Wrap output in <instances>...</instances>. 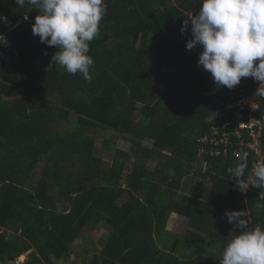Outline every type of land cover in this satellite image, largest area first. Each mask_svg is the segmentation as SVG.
Listing matches in <instances>:
<instances>
[{
    "label": "trees",
    "instance_id": "trees-1",
    "mask_svg": "<svg viewBox=\"0 0 264 264\" xmlns=\"http://www.w3.org/2000/svg\"><path fill=\"white\" fill-rule=\"evenodd\" d=\"M196 1L104 0L89 82L56 65L47 70L57 49L32 34L37 11L0 0V34L18 50L0 54V264L24 253L20 264H58L101 228L108 234L85 264H220L233 230L225 210L245 209L249 228L264 226L260 189L241 192L229 179L236 155L206 157L197 175L212 183L187 184L197 138L228 93L196 68L202 48L186 49L190 22L180 32L199 11ZM25 15L32 20L18 24ZM90 127L126 134L131 148L106 139L105 164ZM246 152L245 178L254 164ZM173 214L187 219L184 232L168 228Z\"/></svg>",
    "mask_w": 264,
    "mask_h": 264
},
{
    "label": "clouds",
    "instance_id": "clouds-1",
    "mask_svg": "<svg viewBox=\"0 0 264 264\" xmlns=\"http://www.w3.org/2000/svg\"><path fill=\"white\" fill-rule=\"evenodd\" d=\"M15 4L37 11L32 34L57 49L47 70L56 65L90 82L94 59L87 53L90 42L100 35V21L107 10L104 0H15ZM189 22L191 39L186 49L201 46L197 64L211 74L214 84L231 90L242 78L251 77L260 85L255 95L264 98V0H202L199 11L183 22L182 35L189 31ZM7 43L0 34V45ZM198 164L204 166L199 159ZM246 169L248 153L244 152L240 162L227 169L229 179L235 178L234 188L241 192L250 186L260 189L256 207L264 208V161L255 162L245 178ZM224 218L233 230L220 264H264V226L249 228L245 209L225 210Z\"/></svg>",
    "mask_w": 264,
    "mask_h": 264
},
{
    "label": "built area",
    "instance_id": "built-area-1",
    "mask_svg": "<svg viewBox=\"0 0 264 264\" xmlns=\"http://www.w3.org/2000/svg\"><path fill=\"white\" fill-rule=\"evenodd\" d=\"M31 20L25 15L18 24ZM15 25L13 21L7 20L9 29ZM4 36L8 41L5 47L10 53L0 50V54L10 59L11 51L17 53L18 50L6 34ZM259 86V82L249 77L242 78L241 83L233 89L227 88L228 93L220 100V107L210 118L208 129L197 138L199 160L233 155L240 158L244 152L250 151L253 163L264 161V98L255 95Z\"/></svg>",
    "mask_w": 264,
    "mask_h": 264
},
{
    "label": "rangeland",
    "instance_id": "rangeland-1",
    "mask_svg": "<svg viewBox=\"0 0 264 264\" xmlns=\"http://www.w3.org/2000/svg\"><path fill=\"white\" fill-rule=\"evenodd\" d=\"M200 4H202V0H200L196 3V8ZM195 66L202 73L210 74L209 72L205 71L202 66H198L197 62L195 63ZM64 127H65V121H61L59 123L58 129H63ZM88 131H89V133H91L95 136L96 146L98 149L97 153L103 158V160L105 161V164L107 162L111 163V161H112L111 152H109L103 145L106 139L111 140L114 143L115 147H120L123 149H130L131 148V142L125 138V136H127V135L122 134V133H118L117 131H115L111 128L94 129V127H90L88 129ZM145 144L147 146H150V147L153 146V143H151L150 141H145ZM152 160H154V159H152ZM148 166H149V168L153 169L155 167V163L150 161ZM199 168H200L199 164L195 165V167H193V168H188L190 170V173L185 174V177L188 180V183H187L189 185L188 187H191L192 185H196V184L197 185H201V184H207L208 185V184L212 183V180L210 179V177H207L208 179H210V180H208V179H203L201 177V175H197ZM39 171H41V167L38 168V170H37L38 173L36 172L34 179L31 182V185H33V186L36 185V178L40 174ZM124 177H125V175H124ZM124 180H125V178H124ZM52 184H54V182H52ZM32 188H35V187H32ZM54 190L55 189H53V191ZM186 192H188V191H186ZM218 218L221 219L220 216H218ZM186 221H187L186 218L184 219L180 215L178 216L177 214H173L170 217L168 228L177 232V233H182L187 228V224H186L187 222ZM98 230L99 231L91 232L90 234H87L85 237L78 239L73 246V252L69 258L59 259V260L54 259V260L58 264H85V262H87L94 254V251H93V248H91V245L96 244V246L98 248H100V243L98 241L99 237L101 235L106 236L108 234V232L106 231L105 228H101ZM85 234H86V232H85ZM209 247L211 248L212 244ZM26 259H27V253H24L16 259V263L10 262L9 264H20L21 262H23Z\"/></svg>",
    "mask_w": 264,
    "mask_h": 264
},
{
    "label": "crops",
    "instance_id": "crops-1",
    "mask_svg": "<svg viewBox=\"0 0 264 264\" xmlns=\"http://www.w3.org/2000/svg\"><path fill=\"white\" fill-rule=\"evenodd\" d=\"M228 210H231V209H228Z\"/></svg>",
    "mask_w": 264,
    "mask_h": 264
}]
</instances>
